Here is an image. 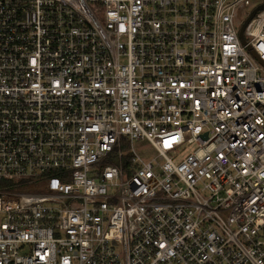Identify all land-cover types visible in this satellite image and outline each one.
Listing matches in <instances>:
<instances>
[{
    "label": "built area",
    "instance_id": "1",
    "mask_svg": "<svg viewBox=\"0 0 264 264\" xmlns=\"http://www.w3.org/2000/svg\"><path fill=\"white\" fill-rule=\"evenodd\" d=\"M251 1L0 0V264H264Z\"/></svg>",
    "mask_w": 264,
    "mask_h": 264
},
{
    "label": "rangeland",
    "instance_id": "2",
    "mask_svg": "<svg viewBox=\"0 0 264 264\" xmlns=\"http://www.w3.org/2000/svg\"><path fill=\"white\" fill-rule=\"evenodd\" d=\"M264 0H252L251 4L247 7H244L240 10V14L242 18L246 19L251 12L257 8ZM134 147L139 155H141L144 159H150L155 157L158 154V151L154 146L150 144L148 140H136L134 143ZM193 147H187L183 151V154L186 155L189 153ZM180 160V159H179Z\"/></svg>",
    "mask_w": 264,
    "mask_h": 264
},
{
    "label": "water",
    "instance_id": "3",
    "mask_svg": "<svg viewBox=\"0 0 264 264\" xmlns=\"http://www.w3.org/2000/svg\"><path fill=\"white\" fill-rule=\"evenodd\" d=\"M260 9H264V3L263 4H260L257 8H255L251 14L248 16V18L245 20V22L243 23L242 25V28H241V31H240V36L243 40L244 43L247 42L246 38H245V35H244V29L245 27L247 26V24L254 18V16L256 15L257 11L260 10ZM254 54L256 55V53L254 52ZM264 63V61H263Z\"/></svg>",
    "mask_w": 264,
    "mask_h": 264
}]
</instances>
